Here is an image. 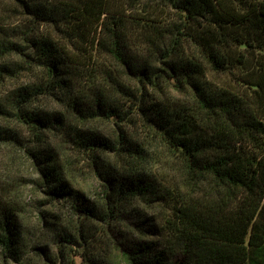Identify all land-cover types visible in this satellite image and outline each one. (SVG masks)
I'll return each instance as SVG.
<instances>
[{
	"label": "trees",
	"instance_id": "1",
	"mask_svg": "<svg viewBox=\"0 0 264 264\" xmlns=\"http://www.w3.org/2000/svg\"><path fill=\"white\" fill-rule=\"evenodd\" d=\"M14 53L21 59L10 60ZM78 58L88 68L85 96L63 90ZM242 65L249 69L234 87L210 76ZM18 67L43 68L53 80L0 100V115L36 137L31 144L0 124V148L33 163L39 177L32 182L45 188L46 202L62 201L60 213L38 217V227L55 235L57 257L80 244L81 264H264V0H0V81ZM42 100L60 107L43 109ZM47 131L91 157L97 199L74 188ZM136 131L210 197H191L187 182L152 169L155 157ZM8 185L9 176L0 180L2 191ZM136 199L164 207L162 220L141 217ZM21 212L0 197L4 262L23 263L31 250L48 248ZM88 222L115 242L120 263L103 255Z\"/></svg>",
	"mask_w": 264,
	"mask_h": 264
},
{
	"label": "rangeland",
	"instance_id": "2",
	"mask_svg": "<svg viewBox=\"0 0 264 264\" xmlns=\"http://www.w3.org/2000/svg\"><path fill=\"white\" fill-rule=\"evenodd\" d=\"M10 60H20V54H12L9 58ZM76 60L73 64H71L67 69L68 74L64 77L69 79L68 88H64L63 90H79L78 93L81 95L90 94V90L85 86L87 77L85 76L88 72V68L84 63L83 58ZM83 60V61H82ZM88 62V59H87ZM249 69V65L239 66L236 73H210L212 79L219 83L229 84L234 87L239 82L237 81V75L240 77H244L245 72ZM53 80L52 77L48 76V73L43 68H31V69H23L18 67L16 70V74H9L0 81V100H4L8 95L12 93L13 90L19 89L24 86L31 85L35 82H48ZM87 88V89H86ZM43 109H52L59 108L58 103L54 101L42 100L38 104ZM37 103H34L30 108H36ZM0 124L8 126L9 128H13L14 130L20 132L23 137L31 141L36 139L32 130L27 124L21 123L18 120L14 119L11 115L4 116L0 115ZM101 126V130L108 132L111 130L110 125L108 123H99ZM45 139L51 143V146L55 148L57 153L60 155V159L63 160L65 164V169L67 175L72 182L74 188H76L81 194L85 195L86 198L97 199L98 192L101 191L99 179L96 176L94 167L92 166L91 157L84 154V152L78 151L72 145L67 144L62 138L58 137L55 132L47 131L44 134ZM136 136L139 142L144 143L147 146L149 154L154 156L155 159H148L152 169L158 170L159 173L162 174V177L165 179L171 180L173 183L180 182L181 184L188 181L184 178L186 177L183 170L178 169L179 161L176 158L168 157L167 151L159 145V143L151 138H147L146 133H139L136 131ZM148 139L150 143L148 142ZM158 154V155H157ZM114 157V156H112ZM9 176L10 185L7 186L5 192L2 191V187H0V197L3 196L7 198L12 204H17L21 206L23 212L22 215L26 224L30 227H37L39 230L38 235L45 241L47 247L45 251L40 252L39 250H31L27 255L26 260L23 263H15L13 261L4 262L2 260L0 254V264H71L72 259L75 260L76 264H81L82 258L78 254L82 251L83 248L80 247V244L77 246H72L76 250H70L69 255L59 256L58 254V242L55 240V235L53 233L49 234L45 228H39L40 221L39 215L41 211H49V212H59L61 211L60 205H63L62 201L59 203L54 202H46V193L45 188L42 186H35L32 182L34 178H38L36 167L33 165L31 161H28L25 156L20 154H16L11 147L1 146L0 148V180ZM188 178V177H187ZM176 181V182H175ZM189 184V183H188ZM182 185L184 190H187L190 194L193 191L191 197L197 198H209V190L205 187V184H199L197 186ZM183 190V191H184ZM10 191L8 196L6 193ZM6 195V196H5ZM92 200V201H93ZM41 204L39 208L37 206L38 202ZM64 204L66 208L64 211L71 210L70 200H65ZM132 208L135 209L136 212L144 219H151V223H157L162 220L164 207L160 204L151 202L147 199H136L133 202ZM40 210V211H39ZM74 225H82L80 219L73 220ZM63 224L67 222V218L62 220ZM72 225V226H74ZM89 225L91 229V234L95 240H103L102 245L100 247L103 255L109 253L111 260L120 263L121 253L119 249H116L115 242L108 237L102 238L99 233V228L95 229L93 223L88 222L85 223V227ZM79 227L76 228V230ZM131 233L133 237L144 236L145 238H152L147 235H142L140 232L131 229ZM52 255V256H50ZM50 257V258H49ZM261 259L264 261V252L260 255ZM50 260V259H53Z\"/></svg>",
	"mask_w": 264,
	"mask_h": 264
}]
</instances>
